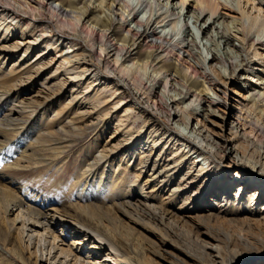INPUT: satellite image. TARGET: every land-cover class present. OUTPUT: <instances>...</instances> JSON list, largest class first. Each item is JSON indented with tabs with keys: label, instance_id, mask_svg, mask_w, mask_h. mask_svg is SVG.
I'll return each instance as SVG.
<instances>
[{
	"label": "bare ground",
	"instance_id": "6f19581e",
	"mask_svg": "<svg viewBox=\"0 0 264 264\" xmlns=\"http://www.w3.org/2000/svg\"><path fill=\"white\" fill-rule=\"evenodd\" d=\"M79 1L0 0L1 169L23 168L39 146L64 165L73 137L96 130L100 138L70 182H86L77 194L90 226L28 186L19 195L0 185L4 213L17 212L14 224L38 245L36 262L264 264V146L247 141L241 114L224 139L226 96L217 93L241 79V100L264 97V0ZM45 11L78 28L40 20ZM92 11L99 13L90 20ZM169 52L176 62L164 61ZM11 55L18 58L9 67ZM247 72L258 77L245 91ZM102 91L111 93L96 102ZM24 252L14 254L24 260Z\"/></svg>",
	"mask_w": 264,
	"mask_h": 264
},
{
	"label": "rangeland",
	"instance_id": "374dc122",
	"mask_svg": "<svg viewBox=\"0 0 264 264\" xmlns=\"http://www.w3.org/2000/svg\"><path fill=\"white\" fill-rule=\"evenodd\" d=\"M4 1V0H2ZM79 3H82V0L79 1ZM99 13V12H98ZM97 13V14H98ZM94 11L89 12L88 16L90 18V20H92V18H95V16L97 15ZM54 19L53 23H58V24H62L61 26L65 29H69L66 31H71L74 32V30L76 28H78V22L74 20L70 21H64L62 19V17H59L56 13H50V12H43L40 15V20H51ZM86 24V20L83 19L82 20V24ZM72 27H71V26ZM73 28V29H71ZM58 29V28H57ZM125 30L123 31V33L119 32V36H124ZM118 31V30H117ZM85 34H90L89 30H86ZM92 36V35H91ZM101 36L97 35L96 40L100 41ZM254 39V36H253ZM15 40V37L9 42V44H12L13 41ZM236 42H238L236 40ZM83 44V46H87L88 42H81ZM57 44V43H55ZM66 47L65 45L62 46H58L56 50L52 49L51 50V55H48L49 58L52 56V54H56L55 51L58 50H63ZM169 48V50L171 49L172 46H167ZM39 49V48H37ZM50 49V47H49ZM145 48L141 49L140 52L141 54L145 55ZM36 51V49H35ZM12 59V62L10 64V62L6 61V66L7 64L9 65V67L14 63V61L16 60V58H18L16 55H11L10 56ZM137 57V54L134 55L133 59H135ZM164 61L166 63H171V62H176V59L173 55L172 52H169L168 55L166 56V58L164 59ZM168 66V65H167ZM179 66L182 68L185 66V64H181V62L179 63ZM249 66V62H248V58L245 59L244 61V68H247ZM247 79H245L243 82V84L246 85L245 87V91L246 89L251 90L250 89V85H253L251 87H255L256 85L254 84V82H251V80H256V77H252V74L247 72ZM260 76L264 77V72L262 74H260ZM249 77V78H248ZM133 79H137V72L134 73L133 75ZM150 82V79L148 80V76H145L143 79V82L145 85H147V82ZM241 79L238 80H234L232 81V83H228L224 88V92L223 91H218V94H221V96H226V104L221 106V109L219 110V113L221 115V117L219 118V122L222 123V125L224 126V131H222L221 129H219L220 132L223 133L224 135V139L227 138L228 131H229V127L230 124L232 123H237V117L238 115H242L241 116V123L243 126H245L247 128L248 131V135L245 137L247 139L248 142L250 141H254L257 144H261L264 146V115L262 114V109H264V97L259 98L257 101H246V100H241L242 98L240 96H238L236 94V89H238L239 92H243L244 90H242V88H240V85H238L240 83ZM74 87V84H70L68 85V87L65 88V91H70L72 88ZM151 88V87H150ZM84 90V88L82 89ZM159 93L160 92V88L156 89ZM31 89L28 90H24V92H30ZM111 92H106V91H102V93L100 95H102V97H99L97 99L96 102H101L103 99H106ZM156 96V95H155ZM158 96V94H157ZM164 99V98H162ZM241 103H238V100ZM164 101V100H163ZM187 101H190V99H188ZM56 102V101H55ZM58 102V101H57ZM162 102V101H161ZM162 104V103H161ZM164 104V102H163ZM166 104V103H165ZM241 104V105H240ZM57 104L52 102V106H47L49 110L47 116H50V114L54 111V109L57 107ZM236 105V106H235ZM198 104L192 105L190 107V111L191 112H196L197 108H198ZM203 106L204 105L203 103ZM46 107V108H47ZM109 110V106H107ZM45 108V109H46ZM258 109V110H257ZM194 110V111H193ZM243 110V111H242ZM256 111V112H255ZM258 114V115H257ZM118 118V117H116ZM234 121V122H233ZM194 123H196V120H194ZM141 125V124H140ZM137 125V126H140ZM115 120L113 121L111 127H109L108 134L106 136V138H109V136L114 133L115 130ZM98 131L96 130H88L87 134L84 136H80V137H73L75 142L73 145H71V147L68 149V151L66 152V155L69 154V156L71 158L67 159V163H65L63 165V163L65 162V158L64 159H54L53 154H51L50 150L48 148L44 147H35L34 151L35 153H31V155L29 156L28 159H25L22 162V166L23 168H19V169H13V168H8V169H1L0 167V185L4 186V187H9L12 185L13 186V191L14 192H18V194H21V188L25 186H28L27 189H30L32 192H34L35 194L38 195V197H42L43 201L49 202L52 205H54V207L58 208L59 210H63V211H67L70 214H72L77 220L83 222L84 224L90 226L91 224L88 222V219L90 217V215H86V212L81 211L79 209V205H81V199L79 198V195L77 194V190L80 188L81 184H86V182H81V183H70L73 176L76 173H80L79 175H81L82 171H81V160L82 157L84 155V153L86 151H89L90 148H97L98 144L95 143L93 145H89L90 140L94 139L95 137H97ZM95 138V139H96ZM219 139L220 136H218ZM244 138V139H245ZM100 139V138H99ZM222 140V139H221ZM82 156V157H81ZM230 157H228L227 159H225V163L229 162ZM46 161V162H43ZM26 162V164H25ZM62 165L64 166V168L68 167V170L66 172H64V168L62 167ZM62 167V168H61ZM61 168V169H60ZM66 173L65 175H63L64 173ZM236 172V168H233L231 170V176H235ZM61 175L63 178H61ZM82 176V175H81ZM71 185H74L72 187V190H67L68 188H71ZM3 187V188H4ZM256 187L253 189H251V193H255ZM24 199L26 200V198L28 196H23ZM114 195L111 194L109 196V198H113ZM107 198V197H106ZM35 203V202H34ZM103 204H106V200L103 201ZM78 207H77V206ZM91 206H96V202L92 201L90 203ZM37 206H39L40 208L47 210L50 209L51 207L46 205L43 206L41 204H37ZM234 211L235 213H238V210H231ZM16 213H8V216L4 213V209L2 204L0 203V244L3 246L4 250H0V264H47V261H42L38 260V262H36V253H35V249L37 248L38 245H29V243L27 242V238L26 240L23 238L21 231H20V227L22 224L21 223H17L14 224L13 219L16 216ZM92 214V213H91ZM4 221H6V223H8L9 228H10V232H8L7 229V224H4ZM18 228V229H17ZM75 237L73 236V234H69V237L67 238V240H65L67 243H74L75 241ZM85 245L84 247L90 251L91 248V243L89 240H85ZM19 246H22L25 248V252H24V260L20 259L15 253V251H18ZM69 246V245H67ZM91 248V249H90ZM94 250V249H93Z\"/></svg>",
	"mask_w": 264,
	"mask_h": 264
}]
</instances>
